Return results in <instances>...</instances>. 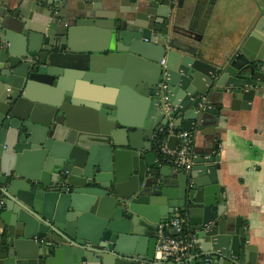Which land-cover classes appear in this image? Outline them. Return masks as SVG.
Returning a JSON list of instances; mask_svg holds the SVG:
<instances>
[{"label": "water", "instance_id": "1", "mask_svg": "<svg viewBox=\"0 0 264 264\" xmlns=\"http://www.w3.org/2000/svg\"><path fill=\"white\" fill-rule=\"evenodd\" d=\"M103 1L0 0V264H260L218 192L217 143L192 145L188 169L159 163L155 143L169 121L217 136L225 96L230 110L264 99V17L211 62L192 14L200 0ZM89 35L98 44L78 47ZM72 77L118 95L83 96ZM77 105L89 108L84 123ZM171 213L193 240L177 261L156 257Z\"/></svg>", "mask_w": 264, "mask_h": 264}, {"label": "crops", "instance_id": "2", "mask_svg": "<svg viewBox=\"0 0 264 264\" xmlns=\"http://www.w3.org/2000/svg\"><path fill=\"white\" fill-rule=\"evenodd\" d=\"M105 1L101 4L102 8L111 10L105 8L110 7ZM72 3L75 0H70L69 5ZM192 14L200 20V46L204 59L217 62L233 53L258 17H264V5H260L258 0H200ZM83 37L78 38V47L90 48L98 44L96 38L90 35ZM72 82L83 96L91 93L118 95V88L89 79L72 77ZM134 100L132 93H123L121 108L127 116L134 110ZM222 105L226 121H221L223 127L217 136L209 132L201 133L199 128H195L192 145L199 149L204 144L217 143L220 155L215 175L218 192L225 197L226 210L232 216L242 217L248 227L249 243L256 248L258 263L264 264V99L255 96L249 110H230V100L226 96L222 98ZM88 110V107L77 105L73 112L84 123ZM210 127L212 125L206 129ZM156 157L159 163L173 167L166 157L160 159L158 154ZM87 229L94 232L95 222H89ZM58 264L89 263L84 258L80 261L63 258Z\"/></svg>", "mask_w": 264, "mask_h": 264}, {"label": "built area", "instance_id": "3", "mask_svg": "<svg viewBox=\"0 0 264 264\" xmlns=\"http://www.w3.org/2000/svg\"><path fill=\"white\" fill-rule=\"evenodd\" d=\"M161 61L163 62V60ZM164 86V84H161L162 88ZM168 118L172 119L171 115ZM166 129L165 137L159 145L160 152L174 168H190L192 163V139L188 131L176 128L171 121L168 122ZM167 134L176 135V143L173 149L167 148L165 145ZM190 235L185 217L180 213H173L164 223L158 224L156 257L172 261L183 258L193 247V240Z\"/></svg>", "mask_w": 264, "mask_h": 264}, {"label": "trees", "instance_id": "4", "mask_svg": "<svg viewBox=\"0 0 264 264\" xmlns=\"http://www.w3.org/2000/svg\"><path fill=\"white\" fill-rule=\"evenodd\" d=\"M176 128H178L179 129V127H176ZM165 137V134L164 133H161L158 137H157V139H156V148H157V154H158V157L161 159L162 157H164V155L160 152V150H159V145H160V143L162 142V140H163V138Z\"/></svg>", "mask_w": 264, "mask_h": 264}]
</instances>
